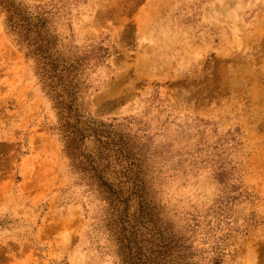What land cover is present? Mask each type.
Returning a JSON list of instances; mask_svg holds the SVG:
<instances>
[{
	"label": "rangeland",
	"instance_id": "obj_1",
	"mask_svg": "<svg viewBox=\"0 0 264 264\" xmlns=\"http://www.w3.org/2000/svg\"><path fill=\"white\" fill-rule=\"evenodd\" d=\"M0 264H264V0H0Z\"/></svg>",
	"mask_w": 264,
	"mask_h": 264
}]
</instances>
